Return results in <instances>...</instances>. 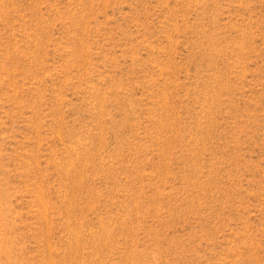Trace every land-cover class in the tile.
Returning a JSON list of instances; mask_svg holds the SVG:
<instances>
[{
	"label": "rangeland",
	"instance_id": "rangeland-1",
	"mask_svg": "<svg viewBox=\"0 0 264 264\" xmlns=\"http://www.w3.org/2000/svg\"><path fill=\"white\" fill-rule=\"evenodd\" d=\"M0 264H264V0H0Z\"/></svg>",
	"mask_w": 264,
	"mask_h": 264
}]
</instances>
